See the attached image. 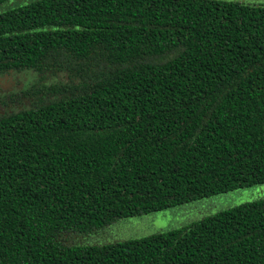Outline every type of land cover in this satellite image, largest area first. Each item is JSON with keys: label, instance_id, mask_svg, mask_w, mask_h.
Masks as SVG:
<instances>
[{"label": "trees", "instance_id": "16d2710c", "mask_svg": "<svg viewBox=\"0 0 264 264\" xmlns=\"http://www.w3.org/2000/svg\"><path fill=\"white\" fill-rule=\"evenodd\" d=\"M25 70L34 82L7 90ZM256 184L264 3L30 0L0 12V264H264V197L166 231L66 242Z\"/></svg>", "mask_w": 264, "mask_h": 264}, {"label": "rangeland", "instance_id": "374dc122", "mask_svg": "<svg viewBox=\"0 0 264 264\" xmlns=\"http://www.w3.org/2000/svg\"><path fill=\"white\" fill-rule=\"evenodd\" d=\"M30 0H7L0 4V12L11 6ZM245 3H264V0H232ZM35 80V73L29 70L13 72L9 76L7 90L17 91L29 87ZM51 80H55L52 78ZM14 103L11 107H15ZM264 197V184L237 188L231 191L214 194L195 201L164 208L158 211L137 214L114 221L103 228L91 231L86 235L69 234L66 242H108L136 237L154 232L166 231L181 227L198 218L232 205Z\"/></svg>", "mask_w": 264, "mask_h": 264}]
</instances>
